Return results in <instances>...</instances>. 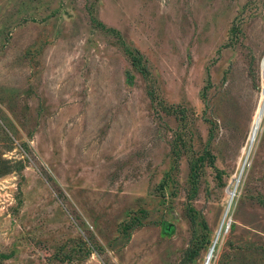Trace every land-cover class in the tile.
Masks as SVG:
<instances>
[{
    "label": "rangeland",
    "instance_id": "rangeland-1",
    "mask_svg": "<svg viewBox=\"0 0 264 264\" xmlns=\"http://www.w3.org/2000/svg\"><path fill=\"white\" fill-rule=\"evenodd\" d=\"M0 153V264L258 260L264 0H0Z\"/></svg>",
    "mask_w": 264,
    "mask_h": 264
},
{
    "label": "trees",
    "instance_id": "trees-1",
    "mask_svg": "<svg viewBox=\"0 0 264 264\" xmlns=\"http://www.w3.org/2000/svg\"><path fill=\"white\" fill-rule=\"evenodd\" d=\"M127 53L130 55V61H131L132 66L135 67L138 71L144 73L145 67L142 65L140 56L130 49H127ZM211 138H212V133H209L208 143ZM214 159H215L214 156L205 146L202 154L196 157H192L191 160H189L188 162V170H189L188 181L190 182V196H189L190 199L196 197L197 195V191H198L199 184H200L199 178H200L202 167L205 165V163L213 167ZM23 167L24 165L20 160L12 163L10 160L2 158L1 153H0V178L6 176L7 174L13 171H20ZM215 170H216L215 173L217 177L220 179V175L222 173L221 170H217V168H215ZM260 203L264 205V199L260 200ZM187 209L190 212L189 220L191 222L192 227H194L196 214L198 213H195V210L191 206H188ZM136 221H137V217H132V219L125 222L123 226V233L129 236L130 229L134 227V224L136 223ZM197 224L198 226H200L199 229L201 230L207 229V223L203 217L202 219H200V221ZM254 235L255 237L253 239V242H251L249 248L252 249L251 253H255L256 255L259 256V258L258 260L253 261L252 263L250 262V264H264V236L259 233H255ZM206 236L207 234L201 235L200 237L198 236L193 237V242L191 243V246L187 247V251L185 255L186 261L184 264L193 263V261L198 256L200 250L204 247V245H201L203 241H206V242L208 241V239L205 238ZM9 257H10L9 254L0 253V263L2 262L3 259L9 258Z\"/></svg>",
    "mask_w": 264,
    "mask_h": 264
}]
</instances>
